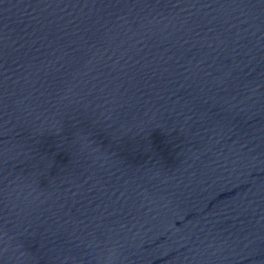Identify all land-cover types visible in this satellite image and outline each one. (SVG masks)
I'll list each match as a JSON object with an SVG mask.
<instances>
[{
    "label": "water",
    "instance_id": "water-1",
    "mask_svg": "<svg viewBox=\"0 0 264 264\" xmlns=\"http://www.w3.org/2000/svg\"><path fill=\"white\" fill-rule=\"evenodd\" d=\"M264 264V0H0V264Z\"/></svg>",
    "mask_w": 264,
    "mask_h": 264
},
{
    "label": "clouds",
    "instance_id": "clouds-1",
    "mask_svg": "<svg viewBox=\"0 0 264 264\" xmlns=\"http://www.w3.org/2000/svg\"><path fill=\"white\" fill-rule=\"evenodd\" d=\"M96 248L99 249V264H115L117 259V247L115 244L101 247L100 243L97 242Z\"/></svg>",
    "mask_w": 264,
    "mask_h": 264
}]
</instances>
